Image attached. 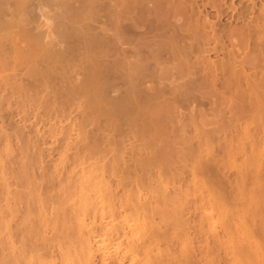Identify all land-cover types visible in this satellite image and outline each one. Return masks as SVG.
<instances>
[{"label": "bare ground", "instance_id": "bare-ground-1", "mask_svg": "<svg viewBox=\"0 0 264 264\" xmlns=\"http://www.w3.org/2000/svg\"><path fill=\"white\" fill-rule=\"evenodd\" d=\"M13 1L21 8L26 0ZM195 2L34 0L33 4L32 0L36 15L30 5L25 11H31L36 22L33 16V24H22L28 32L23 27L22 30L30 33L36 28L34 34L42 41L40 47L43 48L44 42L48 60L42 66L26 65V72H21L19 78L14 75L17 68L12 69L17 61L19 65V57L14 58L15 62L8 54L4 58L2 41L6 32L2 30L9 29L6 24L12 22L6 23V15L1 12L0 232L6 233V239L13 238V230L25 232L15 227L18 225L26 224V229L29 226L32 231L29 224L35 221L36 238L43 239L42 233L46 234L48 225L55 222L63 233L67 232V239L76 244L60 251V264H169V261L172 264L178 252L177 256H187L188 262L194 249L200 247L191 249L190 236L184 232L188 222L183 219L187 216L184 211L191 202L189 209L198 212L199 222L197 217L195 221L200 225L193 228L206 234L203 236L206 241L212 239L213 247L202 240L203 246L209 247L208 252L212 250V256L213 252L227 248L224 254L231 256L232 262L228 259L231 264H264L261 249L264 237L261 231L262 238L259 231L254 232L255 237L254 229L249 228L254 221L245 217L251 211L250 205L253 204L254 210L264 203V0H239L235 4L238 7L232 0L231 18L240 26L228 31L226 26L217 28V24L207 19L209 24L205 20L200 24L193 16L190 18L188 13H196L192 12ZM202 3L218 12L217 19L223 15L224 10L219 9L226 0H202ZM166 6L174 7V15L170 16L174 27L176 21L184 23L183 26L178 22L182 28L177 33L184 30L187 35L175 34L183 45L180 41L176 45L175 36L176 40H171L175 44L170 45L169 39L176 30L170 27L172 19L168 24L170 20L164 18L163 11V15L160 13ZM186 23L191 27L184 28ZM10 28L7 32L14 33L15 29ZM168 32L171 38L164 40ZM17 33L15 37L19 35V39L12 37L16 43L27 42L24 35ZM7 36L8 33L6 39ZM40 39L33 38L34 44ZM227 42L231 44L229 49ZM175 45L180 47L181 54ZM171 46L175 49L173 53ZM204 52L216 53L217 57L209 60L203 55V59L192 61L184 76L173 77L167 83L161 80L164 70L173 65L175 53L184 59L195 55L196 59ZM172 56L174 59H170ZM5 69L12 71L13 78L5 75ZM197 94H207L209 100L225 97L226 109L219 111V116L214 114L211 120L207 118L205 125L195 124L198 112L194 113V119L193 111L203 98L200 96V100ZM11 100L15 113L9 111ZM204 101L206 104L208 99ZM7 111L9 117L18 119L11 129L5 125ZM232 167L237 174L235 182L222 185L226 184L228 189L232 186L231 191L235 188L236 197L239 192L249 196L248 206L247 202L244 205L248 208L243 211L245 215L242 218L238 212L237 219H233L237 213L231 211L233 204L229 208V203L222 199L227 190L218 196L207 180L219 174L224 178L226 170ZM186 172L192 189L188 185L182 187L189 182L188 174L184 176ZM183 176L186 182L180 181ZM168 177L169 181H165ZM48 193V200H44ZM236 197L235 201H239ZM232 203L236 204L233 200ZM262 208L257 210L262 212ZM259 214L255 216L259 218ZM257 218L253 224L262 228L263 219L257 225ZM164 225L167 228L171 225L174 230L179 227L177 230L181 228L182 234L179 231L175 239L174 235L169 238ZM172 232L170 229L169 233ZM166 237L173 241L179 237V251L176 252L175 245L172 248L175 255L168 249L173 242ZM198 237L201 242V235ZM45 240L34 245L36 254L54 248L52 239ZM164 240L169 241L168 248L166 242H161ZM7 243L6 248L0 246V264H57L55 260H36L33 246L16 247L13 240ZM162 243L165 249L161 248ZM189 251L191 257L187 255ZM206 255L204 259L209 257ZM184 260H180L181 264ZM206 261L210 262L208 258ZM191 263L195 262L187 264Z\"/></svg>", "mask_w": 264, "mask_h": 264}, {"label": "rangeland", "instance_id": "rangeland-1", "mask_svg": "<svg viewBox=\"0 0 264 264\" xmlns=\"http://www.w3.org/2000/svg\"><path fill=\"white\" fill-rule=\"evenodd\" d=\"M6 1V3H5V6H3V4H4V2ZM196 2H195V4H193L194 5V7H193V5H192V7H193V11L192 12H196L194 15H196V16H194V15H192V13H188V15H189V17L191 18L192 16H193V18L194 19H196V20H198V22L201 24V22L203 21V22H205L206 21V19L210 22L211 21V23L212 24H217V28L218 27H224V26H226V27H224L225 28V30L226 31H228V29L229 28H234V27H239L240 26V23L239 22H236V21H234L232 18H231V15H232V3H231V1L232 0H226V3H224V4H222L221 5V7H220V9L219 10H224V11H221V12H223V13H221V14H223V15H220V19L218 18H216L218 15V12L216 13V10H214L213 8H211V7H209V6H207L206 4V7L205 6H203V3H205V2H203L202 3V0H195ZM236 1V2H235ZM238 1L239 0H234V4L233 5H235V4H238ZM3 1H1L0 0V14H1V12H2V14H4V15H6L5 16V20H6V23H10V22H12L14 25H12V23H11V25L9 24L8 26H7V24H6V27H8L9 29H7V28H5L6 30H2L3 32L5 31L6 32V34L8 33V36H7V39H6V34H5V37H4V41H2L1 43H2V46H3V48H4V50L1 48L0 49V52L2 53L3 51L4 52H6V55L4 54V58H6V56H7V54H8V58L10 57V59H12V62H15V59L17 60L18 58H15V57H19V65H18V61H17V65H15L14 66V64L15 63H11V60H10V62H8V60H7V62L8 63H10L9 65H11L12 64V66H14V68H12V69H16L17 68V70L18 71H14L15 73H14V75L16 74H18V78L20 77V74L22 75V73L24 74V72H26V65L28 66V64H29V66L30 67H32V66H34V67H36V64L39 66H42L44 63H43V61H45V60H48V56H46L45 54V52H44V42H43V48L42 47H40L41 46V44H42V41H41V39L40 38H37L36 37V33L34 34V32L36 31V28H35V31H33V34H32V31L30 32V33H25V31L26 32H28L27 30H26V28H27V26H22V24H26V25H28L29 24V22L30 23H32L33 24V22H31L32 21V19L33 18H35V15H36V12H35V8H33V7H31V6H33V4H35L34 3V0H33V4L31 3L32 2V0H26L23 4H21V8L20 7H18L17 6V3L16 2H14L13 0H4V2H3V4H1ZM9 3V4H8ZM15 3V4H14ZM189 3V2H188ZM7 4H8V6H7ZM2 5V6H1ZM30 5V6H29ZM201 5V6H200ZM224 5V6H223ZM229 5V7H227ZM231 5V6H230ZM15 6L17 7V8H15ZM23 6V7H22ZM26 6L28 7H31L30 8V10H32L33 12V14H35V15H32V13H31V11L29 12V10L27 9L26 11H25V9H26ZM203 6V7H202ZM222 6H223V8H222ZM236 6V5H235ZM4 7V8H3ZM168 7V8H167ZM201 11V13H200V11H198L197 10V8ZM236 7H238V5L236 6ZM10 8V9H9ZM23 8V9H22ZM33 8V9H32ZM195 8V9H194ZM229 8V9H228ZM16 10V13H15V10ZM210 9H212V10H210ZM4 10V11H3ZM196 10V11H195ZM5 11H7V13L5 12ZM14 11V12H13ZM163 11V13L165 14L164 15V18H168V19H166L167 21H169L170 20V22H168V24H170V23H172L173 21H174V19L173 18H170V16L172 15H174V7L172 8L171 6H166V7H163V10H161L160 11V13ZM208 11V12H207ZM218 11V10H217ZM226 11H228L226 14H224ZM35 12V13H34ZM198 12H199V14H198ZM23 13V14H22ZM29 15H27V14ZM31 14V16H30V14ZM163 13H161V15H163ZM25 14L27 15V16H25ZM190 14H191V16H190ZM205 14L207 15V16H205ZM9 15V16H8ZM8 16V17H7ZM34 16V17H33ZM165 16H167V17H165ZM26 17H28L27 19H26ZM33 17V18H32ZM188 17V16H187ZM197 17H198V19H197ZM32 18V19H31ZM170 18V19H169ZM19 19V20H18ZM21 19V20H20ZM31 19V20H30ZM171 19H172V22H171ZM30 20V21H29ZM36 20V18L35 19H33V21H35ZM193 20V19H192ZM202 20V21H201ZM205 20V21H204ZM216 20V21H215ZM19 21V22H18ZM194 21V20H193ZM192 21V22H193ZM16 22V23H15ZM36 22V21H35ZM179 23L181 22V23H183L182 21H178ZM178 22L176 21L175 22V24L177 25V27L175 26L174 27V22L172 23V26H170V27H174V28H172L174 31L176 30V32H174V33H172V34H174V35H172L171 34V36H172V38H171V36H170V33L168 32V37H167V34L165 35L166 36V38H164V40L166 39V40H168L169 38H171V39H169L170 41L172 40V39H175V34L178 36L179 35V37L183 34V32H185L184 30H182L183 32H178L177 33V31L179 30L178 28H180L181 27V25L182 24H180V26H178ZM195 22V21H194ZM202 22V23H203ZM207 22V21H206ZM219 22V23H218ZM236 22V23H235ZM191 23V22H190ZM208 23V22H207ZM210 23V24H211ZM238 23V24H237ZM209 24V23H208ZM96 26H98L97 24H95ZM190 25V27H191V24H189V23H186L185 24V27L184 28H188V26ZM10 26L12 27V29L14 30H12L14 33H11L10 34V31H8L7 32V30H10L11 28H10ZM14 26H15V28H14ZM18 26H21V28L19 27L18 28ZM183 26H184V23H183ZM25 28L24 30L25 31H23L22 29L23 28ZM176 28V29H175ZM182 28V27H181ZM224 28H223V30H224ZM18 29H20V31L18 30ZM178 29V30H177ZM181 30V29H180ZM21 31H22V33H21ZM1 32V31H0ZM16 32H18L17 34H22V35H24V36H22V35H20V36H22L23 38H25L24 40H27V42H23V41H21V40H19L21 43H19V41H18V43H16L15 41H16V39H19V35H18V38H17V36L15 37V34H16ZM23 32L26 34H23ZM2 33V32H1ZM182 33V34H181ZM186 33V35H187V32H185ZM1 35V34H0ZM28 35H30V36H28ZM32 35H34V36H32ZM183 35H185V34H183ZM185 35V36H186ZM2 36H4V35H2ZM1 36V37H2ZM32 37L31 39L30 38H28V39H26L27 37ZM175 36V37H174ZM12 37H14V38H16V39H14L13 40V38ZM21 37V38H22ZM35 37L37 38V39H40L39 41H36L35 42V44H34V41L35 40H37V39H35ZM179 37H176V38H178L179 39ZM12 38V39H11ZM33 38H34V41H33ZM0 39H2V38H0ZM176 40L175 41V43L176 42H179L180 41V39L179 40ZM30 40V42H28ZM31 40L33 41L32 43H31ZM160 40V39H159ZM37 42H38V44H37ZM41 42V43H40ZM167 42V41H166ZM173 42V43H172ZM172 43V44H171ZM174 43V40L173 41H171L170 42V45H173V44H175ZM180 43H181V41H180ZM178 43H176V45H177ZM182 45H183V43H181ZM226 44V46H227V48L229 47V45H231V44H229L228 42L227 43H225ZM228 44V45H227ZM36 45H38V47H40V49L38 48V47H36ZM170 45H168V47L170 46ZM173 46L175 49H176V51H177V53L179 52H181V50L179 49L180 47L178 46ZM179 45V44H178ZM168 47H166V52H168V49L170 48H168ZM172 46H171V49L173 48ZM231 47V46H230ZM229 47V48H230ZM38 48V49H37ZM228 48V49H229ZM42 49V50H41ZM170 49V51L172 52H174V50L175 49H172L171 50ZM3 50V51H2ZM165 52V53H166ZM170 52V53H171ZM172 52V53H173ZM0 53V54H1ZM176 54V53H175ZM173 55V56H175V59L173 58V56L170 58V59H174L173 61V65H175V67L173 66H169V68H166L164 71H165V73L164 74H162L161 75V80H163L165 83H167L169 80H172V78L173 77H181L182 76V74H183V76H184V73L186 72V71H189V69L191 68V65H192V61H194V60H196V61H199V60H201V59H203V57L205 56V58L207 59V57H209V60H214L213 58H215L216 59V57H217V55H216V53H212V52H209V53H199V55H197L196 56V59L194 58V56L195 55H190V57H188V58H186L187 59V61H186V59H184L183 57H181V53L179 54V56L180 57H177L178 55ZM3 55V53L1 54V56ZM167 55V54H166ZM169 55V54H168ZM167 55V56H168ZM204 55V56H203ZM219 55H221V54H219ZM0 56V57H1ZM166 56V57H167ZM216 56V57H215ZM15 58V59H14ZM192 58V59H191ZM237 58H239V57H237ZM189 59V60H188ZM190 59H191V62H189L190 61ZM199 59V60H198ZM14 60V61H13ZM171 61V60H170ZM172 62V61H171ZM175 63V64H174ZM9 65H8V69H10V70H12L11 69V66L9 67ZM28 66V67H29ZM16 67V68H15ZM7 69V71H6V69L4 70V72H5V75L7 74L8 76H11L10 74L12 73V71H10V70H8ZM23 69V71H21ZM28 69V68H27ZM34 69V68H33ZM30 70V69H29ZM20 71V72H19ZM22 72V73H21ZM2 75H4L3 73H1ZM13 74V73H12ZM23 78H26L25 76H22ZM11 78H13V75L11 76ZM203 91V90H202ZM201 91V92H202ZM217 94V93H216ZM198 95V97H199V99L201 100V97H203V98H205V99H203L202 98V103H203V101L204 100H207L208 99V101H206V104H205V101H204V103L202 104H200V103H198L197 105H195V108H197V109H195L194 107H193V110L195 109V111H193V118H194V113L195 112H198V115L197 114H195V118L197 119H195L194 121L196 122L197 121V123H195V124H201V123H198V122H202L204 125H205V123L204 122H207L208 123V119H210L211 120V118L212 117H214V114H220V112L222 111V110H224V109H226L225 108V105H227L226 103H224L225 101H226V98L225 97H223L222 98V96L220 95V97H217V98H215V101H214V98H210V100H212L213 99V102L212 101H210L209 100V97H205V95H207V94H204V96H201V95H199V94H197ZM210 96H211V94H209ZM213 95V94H212ZM215 95V94H214ZM201 96V97H200ZM215 96H217V95H215ZM213 97V96H212ZM224 99V101L223 100H220V99ZM210 101V102H209ZM11 102V105H12V107H11V109L9 110V111H13L14 113L16 112V109H15V105H14V102H13V100H11L10 101ZM208 102V103H207ZM209 103H211V105L209 104ZM223 103V104H222ZM205 104V105H204ZM225 104V105H224ZM199 105V106H198ZM202 105V106H201ZM224 107V108H223ZM14 109H15V111H14ZM197 110V111H196ZM9 111H7V112H5L6 114H7V118H6V123H5V125L9 128V129H11L12 128V126L14 125L13 123H15V122H18V119H17V116H15L14 114V116L15 117H9L10 115H8V113H9ZM220 111V112H219ZM215 115V116H216ZM217 116H219V115H217ZM10 118H11V120H17V121H11L10 120ZM14 118V119H13ZM208 118V119H207ZM209 120V121H210ZM212 121H213V119H212ZM11 122V123H10ZM207 123H206V125H207ZM210 123H211V121H210ZM209 123V124H210ZM209 124H208V126H209ZM203 125H201V127H202ZM208 126H205L206 128L208 127ZM11 127V128H10ZM204 127V126H203ZM47 142V141H46ZM15 145H16V143H15ZM15 145H14V147H15ZM17 147V146H16ZM229 164V163H228ZM228 164H227V166H228ZM229 167V166H228ZM228 170V171H227ZM226 170V172L225 173H227L225 176H224V178H223V176H221L220 174L219 175H216V176H214V177H207V180H208V182H209V184H213V186H214V192L215 193H217V195L218 196H222L223 194H224V192L227 190V192H225V194L223 195L224 196V198H222L223 200H226L229 204L227 205V206H229V208H230V205L231 204H233V206L231 205V211H235L234 213H236L235 215H234V218L233 219H237L238 217H239V213H240V216L243 218V215H245L244 214V212L246 211V209H250L251 211H247L248 213H250V215L254 218V216L256 215L257 216V213H260L258 216H259V218H260V216H262L263 214H262V212L264 213V208H262V206L264 205V203H262V206L260 207V206H258L260 209L262 208V212H260V210H257L258 209V207H257V205H256V209H252V208H254L253 207V204L252 203H250V204H252V206L250 205V207H245L244 205L246 204V202H247V206H248V202H249V196L247 197V194H245V196H243L242 194H240V192L238 193V194H236L237 192H235V194L237 195V197L238 198H240V199H238L236 196H234L233 195V193H234V191L236 190L235 188L233 189V191H231V189H232V186H231V188L229 187V189L227 188V187H225L224 185H226V184H223L222 185V183H227L228 181L229 182H235V179H236V176H237V174H236V170H235V168H228ZM186 174H188L187 172L184 174V176L186 175ZM201 175V174H200ZM183 176V178L181 177V179H183V180H180L181 182L183 181V182H186L185 181V177ZM188 176V177H187ZM186 177L187 178H189L190 177V175L188 174ZM219 176V177H218ZM200 177V176H199ZM202 177V179H205L206 180V178H204L203 177V175L201 176ZM206 177V176H205ZM167 180H165V181H169V177L168 178H166ZM170 180H171V178H170ZM227 180V181H226ZM172 181V180H171ZM171 183V182H170ZM187 183V184H186ZM186 183H183L182 184V187L184 188L186 185H188L189 186V188H191V184H192V182H190V178H189V182H186ZM188 183H190V185L188 184ZM229 184V185H228ZM184 185V186H183ZM217 185H221V186H217ZM227 185L228 186H230L231 184L230 183H227ZM226 185V186H227ZM169 187H170V189H169ZM224 188V189H223ZM225 188H227V189H225ZM168 189L171 191L172 190V186L169 184L168 185ZM192 189V188H191ZM217 189V190H216ZM249 189H251V187H248V190ZM248 190L246 189V191L248 192ZM224 191V192H223ZM169 192V191H168ZM222 193V194H221ZM45 195V194H44ZM44 195H43V199H44ZM48 196V197H47ZM233 196H234V198L236 197V199L237 200H239V201H235V199L233 198ZM47 197V199H44V200H48V198H49V193L48 194H46L45 195V198ZM190 199V198H189ZM232 200H233V202H236V204L235 203H232ZM241 200V201H240ZM248 200V201H247ZM231 203V204H230ZM242 203V204H241ZM238 204H239V206H238ZM188 205H190L191 206V202H190V204L188 203L186 206V208H187V211H189L190 213L192 212L193 214H190L189 212H187V211H184V215L186 216V214H187V216L185 217V218H183V219H185V221H188L187 222V224H185L184 225V232L185 233H187L190 237H189V239H188V242H189V244H191V245H189V246H191L190 248L192 249V247L194 248H196V247H199V248H196V250L194 249V251L195 252H193V253H191V251H189V254H187L188 255V257L190 256V253H191V256H192V258H188V262L190 263V262H195L194 264H231L230 262H229V258H231V256L228 254V257H227V255H226V257H225V254H224V251L227 249H225L224 247H222V249H223V251L222 250H218L217 251V253L216 252H213V256L211 255L212 254V252H210V251H212V250H210L209 252H208V249L207 248H209V247H207L206 245H208V242H209V246L210 247H213L214 245H212L211 246V244H210V241L212 242V239H207V241L205 240V238L204 237H206L205 235H203V232H200V231H198V229L200 228L199 226V224H198V216H197V214H198V212L196 211V212H194L192 209H189L190 208V206H188ZM234 205H235V207H234ZM255 206V205H254ZM192 207V206H191ZM234 207V208H233ZM264 207V206H263ZM185 208V209H186ZM236 208H239V209H236ZM241 208L243 209V210H241ZM189 209V210H188ZM233 209V210H232ZM23 210V208L21 209V211ZM191 210V211H190ZM236 210H238V211H236ZM240 210H241V212H240ZM245 210V211H244ZM253 210V211H252ZM25 211V210H24ZM244 211V212H243ZM257 211V212H256ZM186 212V213H185ZM239 212V213H238ZM253 212V213H252ZM255 212H256V214H255ZM21 213H23V211L21 212ZM196 213V214H195ZM242 213V214H241ZM247 213V215L249 216H247V215H245V217H246V219L247 220H252V222L255 224V219L257 218L256 216V218H254V220H253V218H251V216L249 215ZM255 214V215H252V214ZM196 217H197V220H196ZM249 219H248V218ZM156 218H157V216H156ZM259 218H257V220H256V223H257V221L258 222H261L260 220H262L263 219V221L261 222L262 224L264 223V218H263V216H262V219H259ZM189 219V220H188ZM191 219V220H190ZM193 220V221H192ZM198 221L197 223H196V221ZM31 221H34V220H31ZM190 221H192V222H190ZM36 222V221H35ZM34 222V223H35ZM193 222H195L196 224H198V225H196L195 223H193ZM250 223V221H247V224L249 225V223ZM34 223H32V224H29V225H31L32 226V231H30V227L28 226V224H27V229H26V224L24 225L25 226V228L23 229L22 227H24V226H22V225H18V227L17 226H15L16 228H20V229H22V231L24 230L25 232H21V230H19V229H16V231L17 232H15V230H13V231H11L12 232V239L10 238V240L12 241H14V243H15V246L16 247H19L21 244H24L25 245V247H28L29 249H30V247H32L33 246V248H31L32 250H33V253H32V255L36 258V260L38 259V260H45V261H49V260H55V262L57 263V264H60L61 263V259H60V256H59V253H60V251L62 250V251H66V250H68L69 248H71V247H73V246H75L76 244L74 243V241L73 240H68L67 239V232L66 233H63L62 231L63 230H61L60 228H59V225L57 224H55V222L54 223H50L49 225H48V227H47V230H46V234L45 233H42L43 234V239L45 240L46 238H47V240H51L52 239V243L54 244V248L51 250V251H45V252H43L44 250H41L39 253L41 254V255H38V254H36V250L34 251V245H35V247H36V243L37 242H39V243H37V244H41V241L43 240L42 239V237H40V235H39V237L42 239V240H40V238L39 239H37L38 238V236H37V238H36V232H35V226H36V223H35V226H34ZM191 223V224H190ZM253 223H251V224H253ZM169 224H172V223H170L169 222ZM168 223L166 224L167 226L169 225ZM188 224H190V225H188ZM249 225V228H251V230L252 229H254V231H253V233L255 232L256 234L258 233V231H259V235H260V231H261V235L264 237V233H262L263 232V227L264 226H262V228L260 227L261 225H259L258 223H257V225H259V228H258V226H254V224H253V226L252 225ZM166 225H164L162 228H167L166 227ZM188 225V226H187ZM193 225L196 227V226H198L199 228L198 229H196L195 227L193 228ZM264 225V224H263ZM172 226H173V224H172ZM185 226H187V228L188 229H185L186 227ZM191 226V227H190ZM252 226V227H251ZM35 227V228H34ZM170 228H167V230H168V233H167V230H165L166 231V234H167V237H169V236H171V235H174V239H175V235L177 236L178 235V232L179 233H181V228H180V230H177L179 227H177L175 230H174V227L173 228H171V225L169 226ZM190 227V228H189ZM29 228V229H28ZM26 229V230H25ZM170 229H171V232H172V229H173V234L171 233H169L170 232ZM259 229V230H258ZM260 229H262V230H260ZM163 229H162V233L163 232H165ZM176 230H177V234H176ZM187 230H189V231H186ZM200 230V229H199ZM30 233H29V232ZM175 231V232H174ZM27 232V233H26ZM32 232V233H31ZM65 232V231H64ZM195 232H198V234H196ZM200 232V233H199ZM1 233V232H0ZM254 233V234H255ZM6 234V233H5ZM5 234H3V233H1L0 234V246L1 245H4V246H2V247H4V248H6L5 247V245H7V244H9V243H7L8 241H10L9 240V238L8 239H6L7 237L5 236ZM45 234V235H44ZM169 234V235H168ZM182 234V233H181ZM181 234H179V236L181 235ZM191 234V235H190ZM195 234H196V237H195ZM255 234V237H257V235ZM201 235V242L199 241L200 239H197V238H199L198 236H200ZM258 235V236H259ZM260 235V237L259 238H262V236ZM45 236V237H44ZM204 236V237H203ZM166 237V239H168ZM171 237H173V236H171ZM202 237H203V239H202ZM66 238V239H65ZM170 238V237H169ZM177 238V237H176ZM179 238V237H178ZM178 238H177V240H174L175 241V243H174V241L172 240L173 238H171V239H168L170 242H173V243H169L170 244V247L168 248V240H164V241H161V242H164V244H165V242L167 243V244H165V245H167V248L169 249V251H173L172 253H174L175 251H174V249L172 250V248H173V245H175L174 246V248H175V250H176V252L177 251H179V250H177V248H178V246H177V244H178ZM258 238V239H259ZM36 239L37 240H39V241H37L36 242ZM197 239V240H196ZM257 238H256V241H257V243H258V240ZM6 240H8L7 242H6ZM47 240H45V242H47ZM172 240V241H171ZM202 240H204V241H206V247H204L203 246V243H205L204 241H202ZM262 240L264 241V239L262 238ZM262 240H261V242H262ZM44 242V241H43ZM42 242V243H43ZM44 242V243H45ZM49 242V241H48ZM51 242V241H50ZM177 242V243H176ZM198 242V243H197ZM260 242V244H258L259 246L260 245H262V243ZM199 244H201V245H199ZM213 244V243H212ZM162 246L164 247L163 249H165V247L166 246H164L163 245V243H162V245H161V248H162ZM201 246H203V247H201ZM263 246H264V243H263V245L261 246L262 248L261 249H264L263 248ZM220 247V248H221ZM204 248V249H203ZM207 250H206V249ZM29 249H27V251H29ZM36 249V248H35ZM178 249H180V247L178 248ZM190 249V250H191ZM199 249H201V250H203V251H201L200 250V252H199ZM228 251V250H227ZM227 251H225V253L227 252ZM30 252H32V251H30ZM43 252V253H42ZM203 252H205L206 254H204ZM208 252V253H207ZM35 253V254H34ZM179 253L180 252H178V254L177 255H179ZM194 253H196V254H194ZM263 253H264V251H263ZM193 254L195 255L194 257L196 258V259H194L193 258ZM202 254H203V256H202ZM214 254H215V256H214ZM227 254V253H226ZM174 255H175V253H174ZM176 255V257L179 259V260H176L177 258L175 257L174 258V260H175V262L176 261H178V262H180V260H183V259H185L184 260V262H182V264L184 263L185 264V262L187 261L186 260V258H187V256L185 257L184 256V258H183V256L181 255V257L180 256H177ZM205 255L206 256H208L209 255V257H206V259L208 258V260L211 262L212 261V259H213V262H208V261H206V259H204L205 258ZM211 255V256H210ZM219 255V256H218ZM190 256V257H191ZM218 258H217V257ZM230 256V257H229ZM210 257H212V259L210 260L209 258ZM215 257V258H214ZM181 258V259H180ZM217 258V259H216ZM190 259H191V261H190ZM214 259H216V260H214ZM229 259V260H228ZM195 260V261H194ZM228 260V261H227ZM231 262H232V260H230ZM175 262L173 261L172 262V264L174 263L175 264ZM188 262H186V264L188 263ZM229 262V263H228ZM169 264H171V261H169ZM177 264H181V262L180 263H177ZM191 264H193V263H191Z\"/></svg>", "mask_w": 264, "mask_h": 264}]
</instances>
